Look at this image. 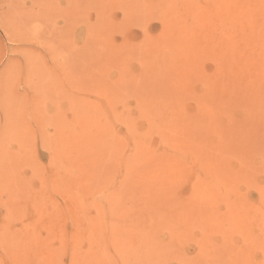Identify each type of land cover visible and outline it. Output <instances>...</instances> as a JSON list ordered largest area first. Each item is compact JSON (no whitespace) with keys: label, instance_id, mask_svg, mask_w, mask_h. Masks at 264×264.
Returning a JSON list of instances; mask_svg holds the SVG:
<instances>
[{"label":"rangeland","instance_id":"rangeland-1","mask_svg":"<svg viewBox=\"0 0 264 264\" xmlns=\"http://www.w3.org/2000/svg\"><path fill=\"white\" fill-rule=\"evenodd\" d=\"M0 104V264H264V0H0Z\"/></svg>","mask_w":264,"mask_h":264},{"label":"bare ground","instance_id":"bare-ground-1","mask_svg":"<svg viewBox=\"0 0 264 264\" xmlns=\"http://www.w3.org/2000/svg\"><path fill=\"white\" fill-rule=\"evenodd\" d=\"M29 66H30V65H29ZM11 67H13V68H11V69L13 70V69H14V65H13V66L11 65ZM12 70H11V71H12ZM11 71L8 70V72H11ZM15 72H16V71H15ZM8 74H9V73H8ZM8 74H7V75L5 74V76H4V77H5V78H4V83H3L4 87L6 86V85H5L6 79L9 77ZM13 74H14V73H13ZM7 76H8V77H7ZM42 76H43V75H42ZM9 78H10V77H9ZM9 78H8V80H9ZM40 80H41V79H40ZM8 82H9V81H8ZM6 84H7V83H6ZM8 85H9V84H8ZM8 87H9V86H8ZM5 88H6V87H5ZM32 88H34V87L32 86ZM36 89H37V88H36ZM3 90L5 91L6 89L3 88ZM6 92H7V91H6ZM32 92H34V91H32ZM4 93H5V92H4ZM230 93H231V92H230ZM230 93H229V94H230ZM5 94H6V93H5ZM5 94H4V95H5ZM12 95H13V94H12ZM12 99H13V98H12ZM10 100H11V99H10ZM18 100H19V99H18ZM2 101H3V100H2ZM23 101H25V102H22V101H21V102H22L23 104L25 103V105H26V106L24 105V107H25V112H24V113H26V115H28V113H29V111H30L29 109H30L31 107H30V108L28 107V103L26 102V99L23 100ZM36 101H37V100H36ZM29 102H30V101H29ZM19 103H20V102H19ZM32 103H33L34 106L36 105L34 102H32ZM23 104L21 105L22 107H23ZM0 105H1V104H0ZM3 105H5V104H3ZM0 108H1V107H0ZM3 108H4V107H3ZM3 108H2V110H3ZM7 108H8V107H7ZM32 108H34V107H32ZM39 108H40V107H39ZM32 110H33V109H32ZM35 110H36V109H35ZM21 111H22V110H21ZM12 112H13V110H12ZM31 112H33V111H31ZM31 112L29 113L30 115H31ZM38 112H39V109H38ZM3 113H4V112H3ZM16 113H17V112H16ZM33 113L36 114V112H33ZM11 115H12V114H11ZM38 115H39V114L37 113V116H38ZM15 116H16V115H15ZM5 117H6V116H5ZM19 117H21V116L19 115ZM27 117H28V119L31 121V118H29V116H27ZM3 118H4V117H3ZM34 118H35V117H34ZM37 118H38V117H37ZM5 119H6V118H5ZM20 119H21V118H20ZM20 121H21V120H20ZM7 122H8V119H7ZM21 122H22V121H21ZM24 122H25V121H24ZM22 123H23V122H22ZM5 125H6V124H5ZM2 142H3V140H2V137L0 136V145H1V146H2V144H1ZM1 146H0V147H1ZM0 149H1V148H0ZM0 155H2V153H1ZM1 157H3V156H1ZM3 158H4V157H3ZM3 158L0 159V163L3 162V161H1V160H4ZM3 164H4V163H2V164H0V165L2 166ZM4 167H5V166H4ZM4 167H2V169H3ZM7 167H8V166H7ZM4 169H5V168H4ZM12 170H13V169H12ZM0 172L2 173L3 170H1ZM4 172H5V171H4ZM4 174H5V173H4ZM1 177H2V175H1ZM1 177H0V179H1ZM2 178H3V177H2ZM1 180H2V179H1ZM1 182H2V181H1ZM0 185H1V184H0ZM2 185H3V184H2Z\"/></svg>","mask_w":264,"mask_h":264}]
</instances>
